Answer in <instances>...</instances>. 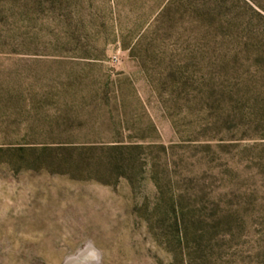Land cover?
<instances>
[{
    "label": "rangeland",
    "instance_id": "obj_1",
    "mask_svg": "<svg viewBox=\"0 0 264 264\" xmlns=\"http://www.w3.org/2000/svg\"><path fill=\"white\" fill-rule=\"evenodd\" d=\"M160 1L0 0V264H264V0Z\"/></svg>",
    "mask_w": 264,
    "mask_h": 264
},
{
    "label": "trees",
    "instance_id": "obj_2",
    "mask_svg": "<svg viewBox=\"0 0 264 264\" xmlns=\"http://www.w3.org/2000/svg\"><path fill=\"white\" fill-rule=\"evenodd\" d=\"M165 1L166 0H161L158 3V5H157L156 9L154 10V12L152 13V15H150L144 21V25L145 24L147 25L148 23L150 24V21L152 20V17L154 15H155V17L153 18L152 22H155V23L159 22L163 18L164 14H166L172 6L177 4L178 0H167L166 3H165ZM124 146L125 145H115L112 147H114L113 150H121V149H124L123 148ZM93 149H95V148H88V150H93ZM107 164H108V166L104 167L105 170H108V168H110V170L114 169V170L122 171L121 173L118 172L121 177H124L126 175L124 172V168H127L129 165L132 166L130 160L127 161V159H121V160L119 159V160L114 161V162H107ZM99 167H102V166H99ZM178 238H179V242H181L182 241L181 236H179ZM180 263L186 264L185 260H183L182 258L180 260Z\"/></svg>",
    "mask_w": 264,
    "mask_h": 264
},
{
    "label": "clouds",
    "instance_id": "obj_3",
    "mask_svg": "<svg viewBox=\"0 0 264 264\" xmlns=\"http://www.w3.org/2000/svg\"><path fill=\"white\" fill-rule=\"evenodd\" d=\"M92 259L98 261V256H93Z\"/></svg>",
    "mask_w": 264,
    "mask_h": 264
}]
</instances>
